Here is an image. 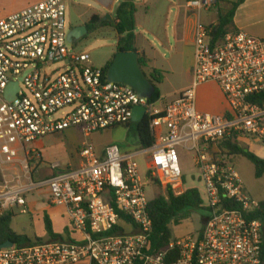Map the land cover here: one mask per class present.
<instances>
[{"label": "built area", "instance_id": "obj_1", "mask_svg": "<svg viewBox=\"0 0 264 264\" xmlns=\"http://www.w3.org/2000/svg\"><path fill=\"white\" fill-rule=\"evenodd\" d=\"M217 6L218 0L187 1L192 12ZM66 17L65 0H45L0 19V164L11 166L0 170V217L14 208L28 213L27 195L46 189L51 204L65 208L66 220L65 238L0 248V264H261V202L245 190L234 156L222 146L264 145V107L252 102L264 92V40L237 30L212 44L209 26L199 23L192 88L158 109L132 88L110 82L88 54L76 53ZM14 83L19 91L7 101ZM207 84L219 87L228 105L224 114L199 109L198 91ZM139 106L147 108L151 148L129 154L112 144L99 156L85 141L77 168L48 164L52 174L39 178L37 143L71 129L90 137L127 126ZM179 147L195 155L208 217L198 233L155 252L151 200L137 157H153L148 183L181 196L188 188ZM17 166L26 184L18 173L8 179Z\"/></svg>", "mask_w": 264, "mask_h": 264}, {"label": "rangeland", "instance_id": "obj_2", "mask_svg": "<svg viewBox=\"0 0 264 264\" xmlns=\"http://www.w3.org/2000/svg\"><path fill=\"white\" fill-rule=\"evenodd\" d=\"M106 1L107 0H65L67 6L66 19L68 28L70 29L72 25L89 22L93 16L98 14L94 8L101 10V3H105ZM13 3L14 0H0V10L11 8ZM212 13L214 14V12ZM6 16L8 15L3 16L2 18ZM116 37L117 35L112 29H103L101 32L91 35L88 39H83L74 43V49L76 53L88 54L94 67L104 69L114 56V53H116ZM142 47L152 61V66L166 72L163 83L158 86L164 101H170L175 96L192 88L190 71L194 68L195 63V47L193 44L185 46L181 41L178 43L171 41V45L164 48L156 44L153 45V47L147 45ZM53 68L54 67H49L48 71L53 70ZM222 100L225 101L221 91H219L216 86H204L198 91V105L199 109L202 111L214 114L218 113L222 109H225L222 108ZM225 105L227 109V103H225ZM156 107L161 108L162 103H157ZM134 130L135 125L130 129L119 127L103 133H95L92 137V141L94 145L99 148L104 145L118 143L122 148V153L133 154L141 148L139 139ZM63 141L64 139L55 135L44 139L43 145L40 148L43 159L50 164H60L62 169L70 168V166L71 168H74L72 166L73 162L71 160V155L67 152ZM249 147L253 149L252 151L258 156L264 157L263 144L251 143ZM178 153L180 165L186 180V187L202 190L203 186L198 182L199 172L195 168V155L186 151L182 147L178 148ZM19 157L22 158V154H20ZM152 158L151 154H140L137 157L140 166V177L147 184L146 194L149 200L155 199L159 193L158 188L155 185L148 183L147 180L149 171L148 165L152 161ZM233 163L242 179L245 190L255 200L259 202L264 201V176L258 179L256 177L254 165L242 156H234ZM2 168L9 169L11 166L3 167L0 164V170ZM17 173L23 177V182L26 184L28 181L24 177L25 174L19 166H17L16 170L7 173L9 175L8 179L11 180V176ZM34 179L35 181L39 180L37 175H34ZM162 189L164 191L166 190L164 187ZM37 193L38 191L29 193L26 197L27 200L28 197H32V195L38 197ZM183 216L184 218L180 225H171V232L174 240H180L198 233L202 228L204 220L208 217V212L205 209H191L185 211ZM62 225L58 228L59 232H61ZM11 226L16 233L27 235L34 240L37 238L42 240L49 239L48 234L44 229L43 222L34 221L29 212L23 214L22 208L13 209ZM61 236L65 238L63 232Z\"/></svg>", "mask_w": 264, "mask_h": 264}, {"label": "trees", "instance_id": "obj_3", "mask_svg": "<svg viewBox=\"0 0 264 264\" xmlns=\"http://www.w3.org/2000/svg\"><path fill=\"white\" fill-rule=\"evenodd\" d=\"M245 1L246 0H233L226 2L224 0H218L216 9L217 21L215 24L209 26L212 44L221 41L228 32L237 31L234 27V17L238 8L245 3ZM136 13L137 7L135 0H121L113 19L104 21L100 16H94L86 24L89 34L85 39L101 32L103 29H112L117 35L116 53L139 52V48L137 47ZM114 56L103 69L105 73L112 64ZM140 63L143 70L147 69L145 73L149 76L156 88L155 94L149 100V104L155 105L160 101H164L158 86L163 83L166 72L150 67L149 65L152 62L144 53L140 56ZM252 102L264 107V92L254 97ZM133 125H135L134 131L140 142V149L147 150L151 148L155 143V139L149 128V121L145 119L141 123H132L124 126V128L130 129ZM222 149L227 150L232 156H242L250 161L255 167L256 177L258 179L264 176V159L256 155L253 151L240 144H233L230 142L223 144ZM154 185L158 188L159 193L155 199L151 200L148 213L153 221V232L151 235L152 251L158 252L167 248L174 240L172 237L171 225H180L184 218L183 214L185 211L204 208L202 207L203 201L201 193L197 188H188L183 195L175 196L169 188L164 191L159 182H156ZM256 216L264 222V201L260 203V208ZM12 217L13 215L11 213L0 217V245H4L7 242H13L15 245H24L34 241H43L42 239L37 238L34 240L27 235L16 233L11 226ZM44 224L49 239L57 240L64 238L54 231L53 225L47 215H44ZM261 264H264V239L262 244Z\"/></svg>", "mask_w": 264, "mask_h": 264}, {"label": "crops", "instance_id": "obj_4", "mask_svg": "<svg viewBox=\"0 0 264 264\" xmlns=\"http://www.w3.org/2000/svg\"><path fill=\"white\" fill-rule=\"evenodd\" d=\"M42 1L45 0H14L13 6H11V8L0 10V19L5 15H10L14 12L40 3ZM187 1L188 0H135V4L137 7V47L139 48V53L141 55L144 53L147 56L146 51L142 47L146 45L153 47V45L156 44L164 48L166 46H170L171 41H174L175 43L181 41L185 46H189L192 44L194 45V34L196 26L199 23L205 26H211L216 23L217 10H211L208 12H192L187 8ZM224 1L229 2L233 0ZM120 2L121 0H107L105 3H101V10H99L98 8H94V10L98 13L95 16H100L103 19L107 14L110 15L113 19L115 11ZM212 12H214V14ZM87 23H79L76 25H72L71 27L86 26ZM234 27L238 31H243L253 37L264 40V0H246L245 3H243L238 8L235 14ZM147 58L149 59L148 56ZM149 66L153 67L152 63ZM146 71L147 69L144 70V72ZM192 73L193 69L190 71V78H192ZM204 86H216L219 89L216 84H207ZM172 100L158 102L162 103V107L158 109H163ZM225 103L226 102L224 100L221 101L222 108L225 109H222L216 114H224L226 112L227 109ZM93 135L94 134H92L90 137H86L85 134L78 129H71L64 132L63 134L55 135L59 136L61 139H64L63 144L67 152L71 155V160L73 162L72 166L74 168H77L80 164L81 159L79 151L80 147L85 141H89L93 144L96 153L99 156H104L105 149L109 145L116 144L121 148L118 143L104 145L101 148L96 147L92 141ZM251 143L255 142L242 140L239 144L244 147L246 146V148L252 151L253 149L249 147ZM42 145L43 141L37 143L36 147L41 151L40 148L42 147ZM261 158L264 159V157ZM48 164L50 163L44 161L42 155V164L37 168L38 173L41 174V176L39 174V178L48 177L52 174V171L48 167ZM37 194L38 197L32 195V197L29 196L27 200V208L29 210V213L33 217V220L39 222L42 221L44 224V215H47L53 225L54 231L57 234L62 235V232L64 233L66 230V220L64 217L65 208L53 206L49 201V193L46 189L38 191ZM61 225V232H59L58 228Z\"/></svg>", "mask_w": 264, "mask_h": 264}, {"label": "water", "instance_id": "obj_5", "mask_svg": "<svg viewBox=\"0 0 264 264\" xmlns=\"http://www.w3.org/2000/svg\"><path fill=\"white\" fill-rule=\"evenodd\" d=\"M110 15H106L103 20H111ZM86 26L71 27L68 35L70 43H77L88 36ZM139 52H117L113 62L108 68L107 79L112 83L126 85L132 88L140 97L151 99L155 94L156 88L149 76L144 72L140 63ZM19 91V84L14 83L6 92V100L12 101ZM147 108L143 106L135 107L133 111V123H141L145 119ZM14 246L13 242H7L0 245V248L6 249Z\"/></svg>", "mask_w": 264, "mask_h": 264}]
</instances>
